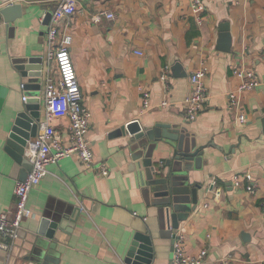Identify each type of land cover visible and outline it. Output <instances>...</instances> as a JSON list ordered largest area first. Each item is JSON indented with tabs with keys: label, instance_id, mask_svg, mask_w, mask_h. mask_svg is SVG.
Wrapping results in <instances>:
<instances>
[{
	"label": "crops",
	"instance_id": "crops-1",
	"mask_svg": "<svg viewBox=\"0 0 264 264\" xmlns=\"http://www.w3.org/2000/svg\"><path fill=\"white\" fill-rule=\"evenodd\" d=\"M15 1L23 5L21 16L10 25L0 20V212L14 207L23 170L6 149L24 107L23 95H29L21 87L27 78L16 60L45 57L44 20L58 3ZM102 10L113 11L115 17L95 18ZM199 15L201 21L189 0H77L76 12L62 29L73 35L72 59L84 101L93 112L88 135L95 159L107 162L110 173L103 175L74 156L50 164L31 189L32 213L23 221L13 255L7 259L0 250V264H126L134 234L150 228L155 232L154 264H173L174 243L168 234L160 237L157 232L161 205L145 198L142 169L128 143L131 132L157 122L181 124L198 144L207 146L201 167L190 172L192 180L202 183L198 207L177 230L186 251L196 255L206 249L200 264H264V0H203ZM226 25L232 36L230 51L217 48L220 26ZM165 65L171 66L169 88L160 78ZM176 65L183 74L174 73ZM203 65L209 70V100L198 117L189 120L183 101L191 91V72ZM236 65L257 70L262 81L241 95L238 107L230 108L228 92L240 83L232 72ZM145 91L151 92L147 109ZM43 92L42 78V119ZM164 100L167 105H162ZM242 113L247 116L244 122L239 119ZM52 121L67 134L66 118ZM120 126H126L127 134L113 135ZM172 151L160 140L153 163H165ZM237 173L251 176L255 192L246 188L248 179L241 186L234 184ZM58 211L69 218L51 239L52 258L38 259L32 248L39 219Z\"/></svg>",
	"mask_w": 264,
	"mask_h": 264
},
{
	"label": "built area",
	"instance_id": "built-area-1",
	"mask_svg": "<svg viewBox=\"0 0 264 264\" xmlns=\"http://www.w3.org/2000/svg\"><path fill=\"white\" fill-rule=\"evenodd\" d=\"M191 8L197 20L201 21L199 12L203 9V0H189ZM77 0H58L57 7L53 10L46 31L47 50L45 54V65L43 70L44 83V118L40 121L38 134L32 137L26 146V155L32 163L31 170L25 179L17 181L15 186V205L13 208L4 209L0 212V250L5 253L7 259L13 255L16 241L20 237L24 219L32 213L28 204L31 189L40 183L49 171V165L57 163L64 157L74 156L85 166L95 167L103 175L110 173V168L105 161L97 162L95 151L89 138V130L92 124L93 112L84 101V92L72 59L71 45L73 35L63 31L64 20L76 12ZM103 15L112 19L115 13L111 10H102L95 18ZM138 53H142L138 51ZM209 72L208 67L203 65L190 74L191 91L184 98L185 116L194 120L205 109L209 94L205 84V77ZM233 74L240 78L238 86L228 92L229 106H239L241 95L252 90L261 83V78L255 69L236 65ZM171 66L165 65L160 78L169 88V77ZM25 89V82H21ZM28 95H23L26 101ZM164 100L162 105H167ZM151 106V92L145 91L143 95V108ZM55 117L68 120L67 134L62 128L53 123ZM240 120H246V114L239 116ZM248 179L250 182L246 188L255 192L256 187L249 174L234 175L233 182L237 186ZM250 179V180H249ZM216 181H213L215 184ZM137 214V213H136ZM174 243L175 250L172 257L173 264H200L207 256V250L202 249L196 255L189 254L185 249L184 238L177 235Z\"/></svg>",
	"mask_w": 264,
	"mask_h": 264
},
{
	"label": "water",
	"instance_id": "water-1",
	"mask_svg": "<svg viewBox=\"0 0 264 264\" xmlns=\"http://www.w3.org/2000/svg\"><path fill=\"white\" fill-rule=\"evenodd\" d=\"M23 5L15 0H0V20L10 25L17 17L21 16ZM53 10H49L45 16V23H49ZM232 36L228 26H220L217 48L230 51ZM24 77L25 89L29 95L24 101V107L18 112L7 138L6 149L14 158L22 164L21 178L25 179L31 170L32 163L26 155L28 141L36 136L42 119V97L39 94L42 88L43 70L45 58L41 55H31L16 60ZM176 75L183 74L174 66ZM185 73V72H184ZM264 130V116L261 117ZM127 134L126 126L117 128L113 135ZM160 140L173 147L172 156L165 163L156 165L153 163V151ZM129 146L132 158L140 172L143 194L148 202L161 205L159 212V225L157 230L160 237H167L175 243L177 230L181 221L188 218L199 203V190L202 183L191 179L190 172L194 168L201 167L202 155L207 147L198 144L195 136H192L185 126L170 122H157L153 127H145L139 131L131 132ZM154 195V198H152ZM151 199V200H150ZM78 217L81 208L76 207ZM64 218H69L65 212L44 213L37 228V235L32 248V254L38 259L50 260L55 237L58 229L63 230ZM76 219V218H75ZM155 232L149 229L146 232L137 231L126 252V264H154Z\"/></svg>",
	"mask_w": 264,
	"mask_h": 264
}]
</instances>
